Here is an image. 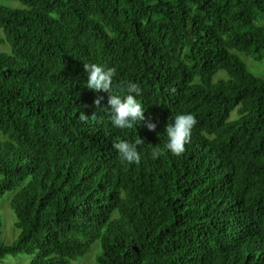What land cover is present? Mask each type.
Wrapping results in <instances>:
<instances>
[{
	"label": "trees",
	"instance_id": "obj_1",
	"mask_svg": "<svg viewBox=\"0 0 264 264\" xmlns=\"http://www.w3.org/2000/svg\"><path fill=\"white\" fill-rule=\"evenodd\" d=\"M15 1L0 3V197L19 232L0 262L72 264L99 242L96 264H264V79L238 55L264 59V0ZM89 62L115 69L114 94L139 84L144 121L111 125ZM182 112L196 124L172 155ZM137 138L140 161L121 163L113 145Z\"/></svg>",
	"mask_w": 264,
	"mask_h": 264
},
{
	"label": "clouds",
	"instance_id": "obj_2",
	"mask_svg": "<svg viewBox=\"0 0 264 264\" xmlns=\"http://www.w3.org/2000/svg\"><path fill=\"white\" fill-rule=\"evenodd\" d=\"M83 69L86 76L87 88L96 92L108 93L107 103L102 110L107 114L111 125L118 129H132L137 124L145 120L144 110L137 97L142 95V89L138 83L131 80L124 84L125 94H114L111 89L113 87V77L115 69L107 67L99 63H83ZM101 100L103 97H97L93 103L96 109L101 108ZM95 119L96 114L91 115L81 113L79 119L88 121ZM196 124V119L192 113L182 112L173 117L172 123L167 124L164 128V150L172 155H180L185 149V145L190 142L192 129ZM149 130L155 129V124L148 122L146 124ZM144 141L137 138L134 142L121 140L113 145L117 151L121 163L133 164L141 159V155L137 150V146ZM162 155V150L153 147L150 153L151 158L156 159Z\"/></svg>",
	"mask_w": 264,
	"mask_h": 264
},
{
	"label": "rangeland",
	"instance_id": "obj_3",
	"mask_svg": "<svg viewBox=\"0 0 264 264\" xmlns=\"http://www.w3.org/2000/svg\"><path fill=\"white\" fill-rule=\"evenodd\" d=\"M0 3L10 7H20L21 4L15 0H0ZM2 37L3 33L0 31ZM0 51L5 53H11L9 44L5 41L0 42ZM240 58L245 62L247 69L253 72L255 75L264 79V59L253 60L250 56H246L242 53H238ZM225 76L223 72L216 74L215 78ZM236 112L233 111L231 117H235ZM11 194H5L0 197V220H1V234L0 239L4 242H10L16 238L19 229L15 227V216L9 206V198ZM99 250V242L94 243L90 252L82 256L72 264H96V254ZM30 260V256L27 253H20L16 256H7L0 264H27Z\"/></svg>",
	"mask_w": 264,
	"mask_h": 264
}]
</instances>
